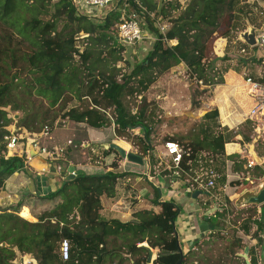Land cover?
Returning a JSON list of instances; mask_svg holds the SVG:
<instances>
[{
  "label": "trees",
  "instance_id": "trees-1",
  "mask_svg": "<svg viewBox=\"0 0 264 264\" xmlns=\"http://www.w3.org/2000/svg\"><path fill=\"white\" fill-rule=\"evenodd\" d=\"M138 1L168 23L166 36L176 40V44L168 46L157 41L144 59L136 62L130 73L121 74L119 80L117 63L123 61L121 54L126 48L112 34L121 18L118 11L109 13L104 20H95L79 14L73 0H0V193L15 172L28 171L25 157H6L8 138L12 135L9 126L17 127L15 133L22 128L37 133L44 126L52 131L62 118L96 129L108 128L110 121L104 113L113 107L115 134L126 140L131 138L129 132L134 124L127 122L117 102L118 93L126 86L142 94L180 64L191 78L204 85L213 84L215 78L225 81L224 76L213 77L209 71L215 43L236 29L240 14L248 12L249 0ZM148 19L149 30L155 33ZM243 46L249 47L245 43ZM253 49L262 62L264 48ZM254 79L264 84V68L262 76ZM84 98L90 100L87 107H69L72 101L82 102ZM203 118L199 136H172L164 141H175L182 147L178 169L182 179L184 171L191 170L199 160L215 164L216 158L225 154L226 143L243 145L253 140L254 134L222 127L217 109L208 111ZM143 126L149 143L143 136L135 135L133 144L139 155L149 158L153 149L151 128L147 123ZM262 141L258 140L256 147L264 144ZM113 152L119 154L108 148L105 155ZM230 158L233 172L246 175L247 171H264L259 164L244 169L247 159L240 154ZM91 159L95 163L96 156ZM119 160L116 158L111 170L102 174L76 172L71 179L65 177L56 190L44 197L54 204L38 215L37 221L29 220L33 218L30 215L24 218L23 201L0 206V264H14L18 253L33 255L39 264H176L181 254L174 223L182 209L171 201L160 202L155 182H151L153 197H146L157 211L138 208L137 199L130 206L132 220L124 222L112 217V207H129L138 176L135 172L116 171ZM120 181L128 189L123 197L119 194ZM242 182L250 179L234 180L230 185L240 186ZM196 199L203 217L213 227L210 233L218 234L226 210L216 206L207 193L201 192ZM108 202L111 205L107 209ZM214 207L215 211L210 213ZM247 207L252 214L240 222V229L249 235L254 226L258 235L264 231L262 216H257L258 205ZM63 239L70 242L67 260L60 255ZM231 246L242 248V240L236 238ZM153 249H157V254L149 263ZM194 256L195 252L190 250L183 255L182 264H199L192 259ZM250 264H256V259L252 258Z\"/></svg>",
  "mask_w": 264,
  "mask_h": 264
},
{
  "label": "crops",
  "instance_id": "crops-1",
  "mask_svg": "<svg viewBox=\"0 0 264 264\" xmlns=\"http://www.w3.org/2000/svg\"><path fill=\"white\" fill-rule=\"evenodd\" d=\"M248 4V12L244 13L243 18H238L237 20L236 31L234 30L232 32L234 36L230 35L226 38H220L215 43L212 60L217 62V64H211L210 69H217V66L220 67V72L218 74L224 76L226 79L223 82L218 81L213 83L216 88V95L213 99L214 101L212 102L215 107L212 109H217L220 125L224 128H228L229 130L243 132L240 128H244L247 121H249V124L252 125L254 132L252 142L255 141L254 144H256L258 142L257 138L259 137V133L257 128H255L254 122L249 116L254 105V100L247 92V88L244 84V75H246L245 73L247 72L261 77L264 67V59L260 62V64L253 65V58L257 57V52L253 49V47H244V42L239 39V36L241 32L248 29L249 24L257 27L259 30L264 27V16H260L258 12V9H264V0H260V2H257L256 4H252V1L249 0ZM235 34L237 35L235 36ZM141 44V46H143L148 43L143 42ZM132 52L135 53L136 56L141 54L140 51L138 52L135 49L132 50ZM221 91H226L225 94L227 99L226 97L223 98L220 96ZM88 105H80L78 107L83 108ZM90 128L93 127H90L85 123L74 122L71 123V125L69 124L62 129H59V133L58 130L57 133L55 131L57 128H55L53 132L51 131L50 135L52 136V139L50 141V146L65 148L68 154H64L63 158L56 162H49L43 156H34V158L28 162V165L25 166L28 170L27 172H15L7 179L5 187L0 193V206H2V198L4 199L5 204H14L20 199L24 202L26 201V197H28V199H35V201L28 203H31L32 205L24 204L21 209L22 213L24 214L25 212L33 214L32 212H38L37 207H39L38 205L44 199L47 192L54 191L61 185V182L67 175V168L69 166L73 165L75 167V172L102 174L110 170L113 161L119 157L120 167L115 169L116 171L135 172L140 175L135 178V182L133 183L135 190L133 191L134 196L129 207L126 208L125 204L120 207H112V217L120 219L124 222L132 220L130 206L137 199H139L138 208H153L157 211L158 208L154 207L146 197L148 195L150 196L149 199L153 197L151 182H155L158 186L160 202L171 201L179 205L182 209L174 225L179 239V246L182 249L183 254H186L190 250H198L197 244L212 231L213 227L211 223L203 217V210L199 205L198 200L194 198V192L188 189L184 180L176 175L170 176V173L163 174L159 169H157L156 164L158 163V155H160V152L163 150V144L162 149H160L157 155L152 154L149 158H144V165H138L129 161L127 162L122 159L120 155L113 152L105 156L102 155V164L93 163L90 166H87L85 161L80 160L82 157L79 158V153L84 156L86 152L82 153L83 151H80L77 153L75 148L83 143V140L85 139L84 136L85 134L87 136ZM23 131L24 133L22 134L29 140L34 139V134L28 132L27 130ZM107 137H109V134ZM107 137L106 135H103L102 138L106 139ZM112 143H116V141ZM103 144L108 143L102 142L94 145L95 147H98L99 145L103 146ZM82 145L87 151L88 147L91 146V142H84ZM123 146L125 148L128 147L124 143ZM94 152L95 151L93 150L90 153L94 154ZM244 152L245 148L242 144L237 142L226 143L225 154L215 160L214 165L221 174V178L217 181L216 190L220 191L219 193L224 194L225 197H228L226 193H230L229 195L236 193L233 192V186L230 185V182L240 180L237 176L238 172L232 171L233 160L230 156L233 154H240L241 158L247 159L249 156L244 155ZM246 164L247 163L243 165L244 169H247ZM197 165L198 164H195L192 167V170H194ZM247 172L249 173V171ZM227 175H229V177H227ZM125 185L126 184H124L119 191V194L122 195V197L125 195V192L128 191L127 188H124ZM224 185H226V188L223 189ZM7 195H10L11 199H7ZM110 205L111 202H108L107 209ZM210 213L212 212L210 211ZM152 252L154 259L157 254V249H153Z\"/></svg>",
  "mask_w": 264,
  "mask_h": 264
},
{
  "label": "rangeland",
  "instance_id": "rangeland-1",
  "mask_svg": "<svg viewBox=\"0 0 264 264\" xmlns=\"http://www.w3.org/2000/svg\"><path fill=\"white\" fill-rule=\"evenodd\" d=\"M243 16L244 14H240L238 18H243ZM231 35L234 36V34ZM236 35L237 34H235V36ZM141 45L142 44L134 48H127V50L122 51L121 56H123L124 59L123 61L117 63V68H120L118 76L119 80L121 78V74L130 73L132 66L136 62L142 61L151 48L150 44H145L143 46ZM134 49L138 52L140 51L141 54L136 56V54L132 52ZM253 62V65L260 64V61L257 57L253 58ZM211 64H217V62L211 60ZM219 68L220 67L217 66V69H210L209 71L211 76L215 77V75L220 72ZM245 74L254 78H259V76L256 74H249L247 72ZM214 82H218L216 78L214 79ZM215 89L216 88L213 84H200L191 78L183 64L175 66L174 68L165 72L149 87L146 92L142 94L133 90L132 87L126 86L125 89L123 88L118 93L117 102L123 110L127 122L129 124H134V126L130 129L131 131L129 132L131 134V138H125L126 140H123L124 138L122 139L116 136L114 131L115 120L112 117V114H114L115 111L114 108L111 107V109L104 113L110 120L109 127L107 129L90 128L87 136L85 134V139L83 140L82 144H84V142L90 141L91 146H89L86 151V148L81 144L78 145L75 150L77 153L80 151H83L82 153L86 152L84 156L79 153V158L82 157L80 160L85 161L87 166H90L94 163L91 157H93L95 154L90 153L93 150L96 154L101 156H105L106 154V148H104L102 145L95 147L94 144L107 142L108 144H118L123 146V143L126 142L128 145L126 148L127 151L138 153L135 145L133 144L135 138L132 136H144V130L141 128V126L145 129L143 125L144 123H147L151 128L150 143L153 146L151 153L157 155L160 149H162V144H164V141L167 137L175 136L179 138H193L200 135V129L202 123L205 120L203 118L204 114L215 107L212 103L216 95ZM225 93L226 91H221L220 96L223 98L226 97L227 99ZM88 104H90V100L84 98L82 102H78L76 100L72 101L69 107ZM71 123L74 122H69V120H64L61 118L55 124L52 132L55 128H57L55 131L57 133L58 130L59 133V129H62L69 124L71 125ZM8 129L12 132V134L19 136L21 138L20 141L27 143L28 138L22 134L24 133L23 130L25 129L22 128L20 131L18 130L17 133L14 132L17 129V127L14 125L9 126ZM240 130L251 136L254 134L253 127L249 123H247L244 128H240ZM108 134L109 137H107ZM103 135H106L107 138L103 139ZM51 139L52 136L49 135L47 138H41L40 141L50 146ZM112 140L116 141V143H112L114 142ZM249 143L250 142H248L244 147V155L253 157L250 151ZM256 146L257 144H254V151L259 157L262 158L264 162V144H259L258 147ZM64 150V154H68L67 150ZM0 153H2V150H0ZM249 157H247V159ZM137 174L140 175L139 173ZM246 175L252 182H242L240 186H233V192H236L235 194L232 192L231 195H229L230 193H226L228 196V209L226 210L225 216L222 217L220 221L223 225L220 227V229L217 228V232L219 231L218 234L210 233V237L205 239V241L201 244H198V250L194 251L195 256L192 259H197L199 264H244V261L250 264L252 258L256 259V264H264V231L256 235V228L253 226L249 235L244 234L241 231L239 224L245 217L251 215L252 211H248L247 206L240 207L236 205V200L244 188H248L253 191H257L259 189L261 183L264 181V171L259 172L256 170L254 172H247ZM123 184L124 181H120V189L123 187ZM48 193L49 192H47V194ZM21 200L22 199H20L18 202ZM33 201H35V199H28V197H26L24 204L32 205L31 203H28ZM53 204V201L43 199L38 205L39 207H37L38 212H32L33 214L24 212L23 216L26 218L30 215L33 218H36L43 211L51 209ZM263 205L264 204L258 205L257 216H262L264 221ZM20 216L23 217L21 214ZM236 238H240L242 240V248H235L231 246L232 242ZM259 238L261 241H259ZM246 247L251 248L249 249L251 250V253L248 250L247 256H244ZM19 255L20 253H18V256Z\"/></svg>",
  "mask_w": 264,
  "mask_h": 264
},
{
  "label": "built area",
  "instance_id": "built-area-1",
  "mask_svg": "<svg viewBox=\"0 0 264 264\" xmlns=\"http://www.w3.org/2000/svg\"><path fill=\"white\" fill-rule=\"evenodd\" d=\"M252 4L259 3L260 0H251ZM79 14L89 16L95 20H104L106 16L118 11L121 15L120 21L113 27V37L116 41L127 48H134L143 42H147L151 47L161 41L171 46L176 44V40L168 39L166 32L169 28L168 23L162 17H156L153 12L148 11L138 0H73ZM135 4L137 7H135ZM260 16H264V9H258ZM155 33L149 30V19ZM258 45L264 48V27L257 33ZM202 84V82H199ZM244 83L247 87L249 96L254 100L253 108L250 111V119L257 128L259 137L257 140L264 141V84L258 82L250 75H244ZM29 132V131H28ZM34 139L27 140V143L20 141V137L12 134L8 138L6 157H25V166L34 158V156H43L49 162H56L63 158L64 149L59 146H49L40 141L41 138H47L51 129L44 126L40 132H31ZM247 144H243L245 147ZM182 147L175 141H166L163 144V150L158 155L157 169L161 172L168 171L170 176H179L180 162L182 159ZM25 154V155H24ZM94 154H96L94 152ZM96 164H102V156L96 154ZM167 158V159H166ZM256 161L250 157L247 160L246 168L256 165ZM193 169V168H192ZM184 171L183 179L188 189L192 192L199 191L207 193L215 201V204L224 209H228L227 197L219 193L217 189V181L221 178V174L211 161L205 163L203 160L198 161V165L194 170ZM76 174V172H75ZM240 180L249 179L243 173H237ZM229 177V175H227ZM150 178V176H149ZM226 185L223 186V189ZM218 191V192H217ZM6 198L11 199L10 195ZM2 205H5L2 198ZM60 255L63 260H67L70 256V242L63 239L60 244ZM14 264H39L37 259L30 254H20Z\"/></svg>",
  "mask_w": 264,
  "mask_h": 264
},
{
  "label": "water",
  "instance_id": "water-1",
  "mask_svg": "<svg viewBox=\"0 0 264 264\" xmlns=\"http://www.w3.org/2000/svg\"><path fill=\"white\" fill-rule=\"evenodd\" d=\"M259 31L260 30L257 27L253 26L252 24H249L248 29H246L245 31L240 33L239 39L242 42H244L245 44H247L248 46L255 47L258 45L257 33ZM141 128L144 130V136L143 137L149 143L148 138H147L146 129H144L142 126H141ZM254 143H255V141L250 143V151H251L252 156H253L254 160L256 161V163L261 165L264 169V162H263L262 158L259 157L256 154V152L254 151ZM103 147L106 149H108V148L115 149L119 153L120 157L124 160H127L129 162H132V163H135L138 165H144V158L141 155H139L136 152L127 151L124 147H122L118 144H103ZM150 148L151 147H149L148 150H150ZM74 176H75V167L73 165H71L67 168L66 179L67 180L71 179ZM199 194H200L199 191L194 192V194H193L194 198H196ZM262 204H264V181L261 183V185L257 191H253V190H250L248 188H244L242 190L240 196L236 200V205L240 206V207L241 206H248V205H262ZM214 209H212L211 212H213ZM29 220L37 221V218H32ZM248 250H249V248L246 247L244 256H247ZM179 252L181 254V259L176 264H182V257L184 255L180 246H179ZM152 261H153V252L151 250V253H150L149 258H148V262L152 263Z\"/></svg>",
  "mask_w": 264,
  "mask_h": 264
},
{
  "label": "bare ground",
  "instance_id": "bare-ground-1",
  "mask_svg": "<svg viewBox=\"0 0 264 264\" xmlns=\"http://www.w3.org/2000/svg\"><path fill=\"white\" fill-rule=\"evenodd\" d=\"M123 147V146H122ZM125 148V147H124ZM126 149V148H125Z\"/></svg>",
  "mask_w": 264,
  "mask_h": 264
}]
</instances>
